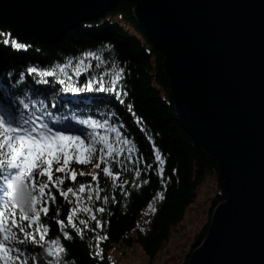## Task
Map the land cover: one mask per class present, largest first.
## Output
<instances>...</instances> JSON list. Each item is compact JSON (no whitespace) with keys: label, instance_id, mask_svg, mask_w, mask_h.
<instances>
[{"label":"water","instance_id":"1","mask_svg":"<svg viewBox=\"0 0 264 264\" xmlns=\"http://www.w3.org/2000/svg\"><path fill=\"white\" fill-rule=\"evenodd\" d=\"M119 0H0V29L54 44ZM178 123L227 194L187 264H264V0H131Z\"/></svg>","mask_w":264,"mask_h":264},{"label":"snow or ice","instance_id":"2","mask_svg":"<svg viewBox=\"0 0 264 264\" xmlns=\"http://www.w3.org/2000/svg\"><path fill=\"white\" fill-rule=\"evenodd\" d=\"M4 36L3 44L17 51L30 48L10 34ZM102 51H110V46ZM125 73L115 61L85 51L75 62L70 59L54 68L27 67L13 81L34 77L32 96L43 95L45 99L53 84L61 86L62 94H71L81 102H103L97 95L103 93L125 106L135 125L146 133L134 105L126 104L129 93L124 87ZM80 77L85 78L82 83ZM26 87L21 85L12 91L9 86V90L13 96L23 95ZM89 93L93 96L86 97ZM49 107L56 109L58 105L43 100L35 104L17 100L13 105L6 94H0V264H76L64 242H73L76 237L84 240L86 233H91L95 242L89 253L91 259L103 264L101 245L108 239L105 228L109 224L103 217L112 215L108 205L119 203L117 192L124 197L131 195L126 186L148 185L152 174L166 188L171 181V176L165 178L167 158L151 135L146 136L150 155H142L138 142L125 131L127 124L119 122L115 111L102 114L103 119L91 115L58 117ZM72 164H90L96 171L78 174ZM126 173L132 174L131 179L124 178ZM78 175L90 176L91 180L78 187H64L66 182L76 185ZM58 196L68 205L63 218ZM155 198L162 201L165 195L157 191ZM53 207L56 211L50 216ZM147 208L156 211L152 203ZM54 225L59 235L49 239Z\"/></svg>","mask_w":264,"mask_h":264},{"label":"trees","instance_id":"3","mask_svg":"<svg viewBox=\"0 0 264 264\" xmlns=\"http://www.w3.org/2000/svg\"><path fill=\"white\" fill-rule=\"evenodd\" d=\"M134 7L131 0H119L103 17L81 24L54 44H38L27 37L15 34L8 27L0 29V94H6L13 105L17 100L32 104L39 100L49 105L56 103L58 107L56 109L49 107V110L54 111L58 117L76 115L77 118H88L91 115L95 119H103L102 114L115 111L119 122L127 124L125 131L138 142L142 155H150L151 146L146 136L151 135L167 158L165 178L171 176V181L167 183L166 188L159 183L155 174H152L148 185L140 188L126 186L131 195L124 197L122 193L117 192L119 203L108 205V211L112 215L103 217L109 221L105 228L108 239L101 245L104 254L103 264H114L110 255L118 245L125 247L138 245L147 257L154 259L169 239L171 231L183 221L187 209L195 202L197 189L207 176L215 177L218 188L213 206L227 198L222 187L223 182L217 172V163L200 151L178 123L164 73V57L139 28L133 15ZM5 33L10 34L13 39L30 45L28 51H17L3 44ZM105 46H110V51H102ZM85 51L102 54L110 62L115 61L119 67L125 68L124 87L129 93L125 98L126 104L134 105L137 115L144 121L146 133L141 132L135 125L131 113L127 112L125 106L120 105L112 97H105L103 93L97 94L103 102L101 99H83L81 102L80 98L71 94H62L61 86L53 84L45 99L43 95L32 96L34 77L26 76L24 81L19 79L13 81V77L25 72L27 67L54 68L56 64L66 63L70 59L75 62ZM99 71L94 69L96 73ZM84 79L80 77L81 83ZM21 85H27L23 88L24 94L13 96L9 86L14 91ZM85 96L92 97L93 94L89 93ZM77 104L79 106H76ZM71 167L78 174L81 171L84 173L96 171L90 164H72ZM131 176V173H126L124 178L131 179ZM90 180V176L78 175L76 185L66 182L64 187H78L79 183H87ZM100 182L101 185L106 183L102 176ZM157 191L163 192L165 199L162 201L159 198L154 199ZM25 195H28L27 192ZM58 203L62 206L61 218H63L67 213L68 205L63 204L59 196ZM149 203L153 204L156 211L152 212L143 231H139L136 229L137 223L143 217ZM55 211L56 207H53L50 216L54 215ZM208 225L209 223L196 235L195 242L201 243L204 240ZM92 226L94 227V224ZM58 235V228L54 225L49 239L57 238ZM64 243L69 248V256L75 259L76 264H100L89 255L90 250L95 247L91 233H86L84 240L76 237L73 242ZM188 260L189 256L184 264H187Z\"/></svg>","mask_w":264,"mask_h":264},{"label":"rangeland","instance_id":"4","mask_svg":"<svg viewBox=\"0 0 264 264\" xmlns=\"http://www.w3.org/2000/svg\"><path fill=\"white\" fill-rule=\"evenodd\" d=\"M217 191L215 177L207 176L204 183L197 189L195 202L187 209L183 221L171 231L169 239L154 259L147 257L138 245L131 247L118 245L114 247L110 255L112 262L114 264H184L197 243L196 235L209 223V214L216 207L213 206V200ZM151 215L152 211L147 208L137 223L136 229L139 231L144 229Z\"/></svg>","mask_w":264,"mask_h":264},{"label":"bare ground","instance_id":"5","mask_svg":"<svg viewBox=\"0 0 264 264\" xmlns=\"http://www.w3.org/2000/svg\"><path fill=\"white\" fill-rule=\"evenodd\" d=\"M60 40H61V39H60ZM60 40H59V41H60ZM59 41H58V42H59ZM56 43H57V42H56ZM38 44H39V43H38Z\"/></svg>","mask_w":264,"mask_h":264}]
</instances>
